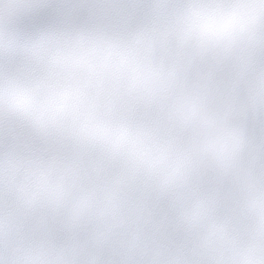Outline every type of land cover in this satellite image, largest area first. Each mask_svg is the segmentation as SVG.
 Here are the masks:
<instances>
[{
  "label": "snow or ice",
  "instance_id": "obj_1",
  "mask_svg": "<svg viewBox=\"0 0 264 264\" xmlns=\"http://www.w3.org/2000/svg\"><path fill=\"white\" fill-rule=\"evenodd\" d=\"M0 264H264V0H0Z\"/></svg>",
  "mask_w": 264,
  "mask_h": 264
}]
</instances>
